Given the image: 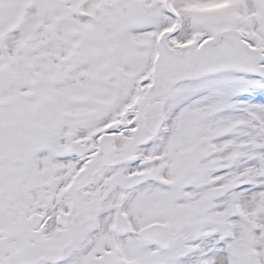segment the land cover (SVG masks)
I'll return each mask as SVG.
<instances>
[{
  "label": "snow or ice",
  "instance_id": "6c2138e0",
  "mask_svg": "<svg viewBox=\"0 0 264 264\" xmlns=\"http://www.w3.org/2000/svg\"><path fill=\"white\" fill-rule=\"evenodd\" d=\"M0 264H264V0H0Z\"/></svg>",
  "mask_w": 264,
  "mask_h": 264
}]
</instances>
